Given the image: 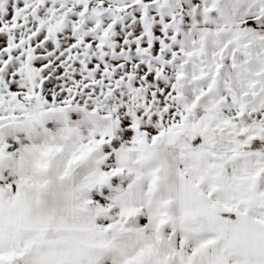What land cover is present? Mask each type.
<instances>
[{
	"label": "snow or ice",
	"instance_id": "obj_1",
	"mask_svg": "<svg viewBox=\"0 0 264 264\" xmlns=\"http://www.w3.org/2000/svg\"><path fill=\"white\" fill-rule=\"evenodd\" d=\"M0 264H264V0H0Z\"/></svg>",
	"mask_w": 264,
	"mask_h": 264
}]
</instances>
